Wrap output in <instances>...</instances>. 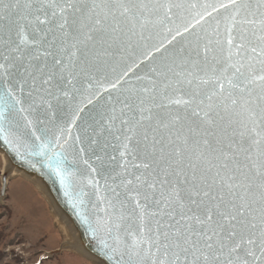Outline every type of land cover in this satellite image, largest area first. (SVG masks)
<instances>
[{
	"label": "water",
	"instance_id": "95a60500",
	"mask_svg": "<svg viewBox=\"0 0 264 264\" xmlns=\"http://www.w3.org/2000/svg\"><path fill=\"white\" fill-rule=\"evenodd\" d=\"M3 2L7 5L18 3L20 7L4 10L0 6V17L8 15L18 20L20 15H29L35 20V16L40 15L44 19L42 13L35 11V6L28 10L24 8L30 0ZM31 2L36 4V0ZM56 2L62 3L63 0ZM86 2L101 5L96 9L101 16L114 13L109 15L108 24L115 26L116 31L111 32V38L102 49L97 46L98 57L90 53L87 59L81 54L78 58H70L73 51L71 37L64 45L67 51L61 50L62 30L56 27L59 16L51 18L50 23H33L22 31L18 24L0 19V65L8 69L5 72L0 67V91L10 89L15 97V106L0 113V153L7 160L9 172L22 173L40 183L71 224L78 236L79 247L97 263L127 264V255L122 258L121 253L126 251V245L131 244L132 237L125 229L136 230L139 219L136 212L130 218L120 219L119 204L115 209L109 205V200L116 203L111 190L115 188L121 192L120 199H123L127 180L133 181L127 189L131 190L137 183V176L149 182L156 178L154 169L160 145H156L155 157L148 155L152 151L153 137L157 140L166 138L165 152L177 146L187 147L186 155L204 151L192 141L187 146L182 143L187 133L184 121L172 126L173 117L190 115L191 109L199 105L209 111L219 125L216 129L218 137H210L214 146L236 156L229 168L239 164L243 173L251 177L249 218L258 225L255 230L258 233L264 203L260 201L258 185L261 177L257 173L264 172V157L255 150L247 154L233 153L228 147L230 143L236 147L235 142L241 139V133L248 138L244 140V147H248L251 139L258 138L249 112L254 110L259 114L264 106V99H261L264 81L259 79L264 75V45L251 36L252 26L237 23L234 31L237 40L229 48L226 40L230 22L226 17L230 10L220 7L229 0ZM119 4L147 7L134 8L131 13L122 15L124 10L118 7ZM48 11L50 16L51 10ZM66 15L71 31V21L78 13L68 12ZM37 26L43 31L49 27L53 29L48 32V40L55 38V46L34 43L32 29ZM241 28L249 32V37L245 40V47L237 51L235 44L239 42ZM16 45L20 51H16ZM80 47L83 49V45ZM253 47L256 52L251 50ZM45 50L53 52L65 65L62 72L65 82H61V91L57 93L60 99L47 97L51 107L47 104L37 106L42 94L32 90V96H29L30 82L21 90L16 78L19 61L15 57L23 54L28 59L40 55V60L32 63L47 62L51 66L52 57L45 56ZM236 68L243 75L237 73ZM67 80L72 84H67ZM229 80L244 87V91L232 87ZM63 91L68 92L67 97L62 95ZM53 92H56L55 87ZM177 98L191 103L177 105L170 102ZM233 100L237 101L235 105ZM163 123L170 126L164 128ZM145 132L147 140L143 138ZM129 135L131 141L125 139ZM169 139L175 143L169 144ZM217 139L221 142L217 143ZM246 155L251 159H246ZM218 157L219 152L205 153L199 160L193 156V160L201 169L210 167L209 175L214 176L223 163ZM137 164L141 167L134 166ZM144 164L149 167L144 168ZM0 175L1 197L4 198L10 177L7 174L2 176L1 171ZM133 208L134 202L128 201L123 215L128 217ZM150 210H155L154 206H150ZM117 224L121 227L117 228ZM256 251L259 256V249ZM254 264H264V259H258Z\"/></svg>",
	"mask_w": 264,
	"mask_h": 264
},
{
	"label": "snow or ice",
	"instance_id": "6c2138e0",
	"mask_svg": "<svg viewBox=\"0 0 264 264\" xmlns=\"http://www.w3.org/2000/svg\"><path fill=\"white\" fill-rule=\"evenodd\" d=\"M0 6L4 10L20 7L18 3L4 4L3 0H0ZM34 6L37 13L43 14L44 19L40 15L35 16V20H32L29 15H20L18 20L8 15L0 19H8L10 23L18 24L22 31L33 23H50L51 18L59 16L60 22L56 24V27L62 30L61 50L67 51L64 45L68 43V37H71L73 51L70 53V58H78V54H81L87 59L90 53L98 57L100 52L97 51V46L102 49L111 38V32L116 31L115 26L108 24L109 15H114V13L109 12L101 16L96 13V9L101 5L95 3L90 5L86 0H63L62 3L56 0H49L48 3L36 0L35 5L30 0L24 8L28 10ZM118 7L124 10L121 14L125 15L131 13L134 8L147 7V5L119 4ZM220 7L230 10L226 17L230 22L226 40L229 48L237 40L234 35L237 23L251 25V36L264 45V0H229ZM56 9H59V12ZM48 10H51L50 16ZM68 12L78 13L71 21V31H69V19L66 15ZM19 21H26V23L20 24ZM32 31L35 44L47 43L49 47L55 46V38L48 40V32L53 31L51 27L43 31L37 26ZM248 37L249 32L241 28L239 42L235 44L237 51L245 47V40ZM80 45H83V49ZM251 50L256 52L255 47ZM16 51H20L19 45H16ZM206 53L207 48H205ZM44 55L52 57L51 66L47 62L32 63L33 60H40V55H33L28 59H25L23 54L15 57L14 59L19 61L16 78L21 90L25 84L30 82L29 96H32V90L42 94L38 97L37 106L47 104L51 107V101L47 97L60 99L57 93L61 91V82H65V77L62 75L65 65L63 60L53 52L45 50ZM0 67L8 72L7 67L3 65ZM236 72L240 73V69L236 68ZM259 79L264 81V75H261ZM66 83L72 84V81L67 80ZM229 84L244 91V87L233 84L232 80H229ZM54 87L56 92H53ZM220 87L223 88V85L221 84ZM62 95L67 97L68 92L63 91ZM261 99H264V96ZM13 101L15 97L10 89L0 91V113L5 109L13 108L15 106ZM170 102L177 105L191 103L181 98ZM232 103L235 105L237 101L233 100ZM208 107L211 108V105ZM249 119L255 126L253 131L258 138L251 139L248 147H244V140L248 138L241 133V139L235 142L236 147L233 148L231 143L228 147L233 153L247 154L255 150L261 157H264V106L260 108L259 114L254 110L250 111ZM181 121H184L187 126V133L182 143L187 146L192 141L197 147L202 146L204 151L199 154L193 152L192 155H186L187 147L177 146L172 151L165 152L166 138L157 140L153 137L152 151L148 152V155L155 157L156 145H160V155L156 160L157 167L154 169L156 178L149 182L137 176V183L131 190L127 189L133 181L127 180L124 184L126 191L123 193V199H120L121 192L115 188L111 190L116 203L109 200V205L115 209L116 204H119L120 219L130 218L133 212L137 213L139 219L136 230L125 229L132 237V242L125 246L126 251L121 253V257L127 255V264H254L256 260L264 259V209L261 210L258 233L255 231L258 225L249 218L251 202L248 197L253 188L251 177L243 173L239 164L229 168L230 162L235 160L236 156L229 155L214 146L210 137H218L216 129L219 125L209 111H204L198 105L191 109L190 115L173 117L172 126ZM169 126L168 123L162 124L164 128ZM257 128L262 131L257 132ZM131 131L132 129H129V132ZM143 138L148 139L147 132L144 133ZM125 139L131 141L132 137L129 135ZM220 142L217 139V143ZM168 143L175 142L169 139ZM124 147L127 149V144ZM217 152H219L218 158H222L223 163L219 165L214 176L209 175L210 167L201 169L193 160V156L199 160L204 157L205 153ZM121 155L123 156L124 153L122 152ZM246 159H251V156L246 155ZM134 166L141 167L139 164ZM143 167L148 168L149 164H144ZM221 170L224 172L223 175H221ZM237 173L241 175L238 176ZM257 175L261 177L258 187L260 201L264 203V172H258ZM158 185L159 198H157ZM130 200L134 202V208L128 213V217H125L123 210ZM150 206H154L155 210H150ZM116 227L120 228L121 225L117 224Z\"/></svg>",
	"mask_w": 264,
	"mask_h": 264
},
{
	"label": "rangeland",
	"instance_id": "374dc122",
	"mask_svg": "<svg viewBox=\"0 0 264 264\" xmlns=\"http://www.w3.org/2000/svg\"><path fill=\"white\" fill-rule=\"evenodd\" d=\"M1 190L0 175V264H94L71 252L63 227L35 186L11 177L4 198Z\"/></svg>",
	"mask_w": 264,
	"mask_h": 264
},
{
	"label": "bare ground",
	"instance_id": "6f19581e",
	"mask_svg": "<svg viewBox=\"0 0 264 264\" xmlns=\"http://www.w3.org/2000/svg\"><path fill=\"white\" fill-rule=\"evenodd\" d=\"M0 158L3 161V170H2V176L4 174H7L8 177H10L9 179H11V177H19V178H23L25 181H27L28 183L32 184L33 186L36 187V189L40 192L41 195L44 196V199L46 200V202L48 203V205L51 206V209L53 211V215L56 218L57 223L63 227L68 240L70 241V243L68 245H70L69 247L71 248V252L76 253V254H80L81 256L87 258L88 261H92L94 264H99L97 263L96 260H94V258H92L91 256L87 255L84 251H82V249L79 247L78 245V236L77 234L74 232L71 224L67 221V219L59 212V210L55 207L54 203H52L53 201L51 200V198L46 194V192L44 191L43 187L40 185V183H38L37 181H35L34 179H30L27 178L24 174L22 173H17V172H9L10 170L8 169V164H7V160L5 158V156L3 154L0 153ZM9 182V180H8ZM1 200V199H0Z\"/></svg>",
	"mask_w": 264,
	"mask_h": 264
},
{
	"label": "crops",
	"instance_id": "0c3cea01",
	"mask_svg": "<svg viewBox=\"0 0 264 264\" xmlns=\"http://www.w3.org/2000/svg\"><path fill=\"white\" fill-rule=\"evenodd\" d=\"M40 196V195H39Z\"/></svg>",
	"mask_w": 264,
	"mask_h": 264
}]
</instances>
